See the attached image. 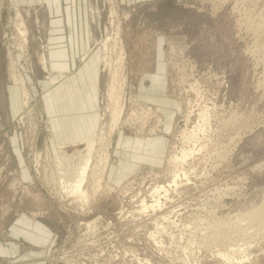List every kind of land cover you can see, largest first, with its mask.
Returning a JSON list of instances; mask_svg holds the SVG:
<instances>
[{
  "label": "rangeland",
  "instance_id": "374dc122",
  "mask_svg": "<svg viewBox=\"0 0 264 264\" xmlns=\"http://www.w3.org/2000/svg\"><path fill=\"white\" fill-rule=\"evenodd\" d=\"M70 1L79 0H0V264H264V0H83L89 45L75 63L94 59L96 99L89 135L74 144L57 134L55 91L67 73L49 56ZM85 139L96 140L95 164L104 149L109 160L81 203L58 188V171L77 159L54 157L63 141L77 156ZM186 147L195 152L180 163L173 155ZM158 184L161 207L138 212Z\"/></svg>",
  "mask_w": 264,
  "mask_h": 264
},
{
  "label": "crops",
  "instance_id": "0c3cea01",
  "mask_svg": "<svg viewBox=\"0 0 264 264\" xmlns=\"http://www.w3.org/2000/svg\"><path fill=\"white\" fill-rule=\"evenodd\" d=\"M59 6L61 7V5ZM64 6L66 13L61 11V19L57 18L55 23L53 21L57 35L50 38L49 56L51 59L56 60V64L59 65L62 72L67 73L66 79L56 86L55 91L57 134L73 139L71 144H74L77 142L74 139L86 138L91 129L89 122L88 124L86 122L88 121V108H93L95 104V74L97 71L94 59L90 60V62H83L80 59L77 65L75 63L77 57L84 56L89 45V26L87 15L84 12L83 0L78 2L70 1ZM46 62H48L47 57ZM47 67L49 70L48 63ZM62 72L58 74L59 78L64 77ZM86 140L88 139L84 141ZM57 145L68 144L63 141ZM28 221L32 222L31 219L29 220L25 217L23 222L26 224ZM30 224L37 228L40 233L43 231L46 233L43 236L39 235L38 239H41V237L46 239L48 232L41 222ZM16 262V264H45L40 257L18 258Z\"/></svg>",
  "mask_w": 264,
  "mask_h": 264
},
{
  "label": "bare ground",
  "instance_id": "6f19581e",
  "mask_svg": "<svg viewBox=\"0 0 264 264\" xmlns=\"http://www.w3.org/2000/svg\"><path fill=\"white\" fill-rule=\"evenodd\" d=\"M16 13V12H15ZM18 16H19V14L18 13H16ZM18 20V19H17ZM15 23V22H14ZM17 23V22H16ZM15 23V24H16ZM21 25H23L22 24V22H20L19 20H18V25H17V28L19 29V32H20V34H21V36L22 35H25L26 34V30H25V28L23 27V26H21ZM19 26V27H18ZM17 29V30H18ZM115 31V30H114ZM115 33L117 34V33H119V32H117V31H115ZM109 37V36H108ZM108 37H106V38H108ZM116 39V38H115ZM22 40V39H21ZM24 40V39H23ZM117 40V39H116ZM25 42V41H24ZM18 44V43H17ZM17 44H16V46H17ZM20 44H21V42H20ZM23 44V43H22ZM106 39L103 41V47H105L106 46ZM19 45V44H18ZM24 45V44H23ZM20 46V45H19ZM107 47V46H106ZM24 48V47H23ZM10 50V49H9ZM8 50V51H9ZM12 50V49H11ZM24 50V49H23ZM26 51V50H25ZM251 51H253V50H251ZM113 53V52H112ZM41 55H40V58H41V64H42V67L44 68V69H47L48 70V67H47V62H46V55L43 53V52H41L40 53ZM122 55V54H121ZM9 69H10V75H11V77H12V79L14 80V82H16V83H19L20 85H21V90H22V93H23V100H22V102H23V104L25 105V106H27L28 105V98H27V94H28V92H27V90H26V88H25V86H24V78H23V76L21 75V73H19L18 72V69L19 68H17V62H16V59H15V57H14V55L12 54V52L10 51L9 52ZM112 57V56H111ZM121 58V56H119V60H121L120 59ZM107 61V60H106ZM122 61V60H121ZM107 63V62H106ZM121 63V62H120ZM117 67V66H116ZM115 68V67H114ZM20 70V69H19ZM116 71V70H115ZM48 72V71H47ZM115 73V72H114ZM114 73H112L113 75H115ZM117 74V73H116ZM121 74V73H120ZM116 77V76H115ZM112 78H114V77H112ZM109 84H111V83H109ZM192 85V84H191ZM117 86H118V84H117ZM110 87V86H109ZM114 86H113V84H112V88H113ZM193 88V87H192ZM195 89V88H194ZM111 91H113V90H111ZM110 91V92H111ZM110 94V93H109ZM29 95V94H28ZM112 95V94H111ZM110 95V96H111ZM118 96V95H117ZM116 96V97H117ZM121 96V95H120ZM119 97V96H118ZM120 99V98H119ZM117 100V99H116ZM122 100V99H121ZM31 101V100H30ZM115 101V100H114ZM113 100L111 101V102H114ZM116 104L118 103L117 101L115 102ZM123 105V104H122ZM122 105L120 104V103H118L117 105H113V109L111 110V112H110V119H109V121H108V123H107V128H106V131H105V133H104V130H102V133L103 134H105L104 135V137L105 138H108L109 136H110V134L112 133V130L115 128V126L116 125H118V123H119V120H121V118H120V116H121V112H122ZM204 106V105H203ZM124 107V106H123ZM208 108V107H207ZM190 110V109H189ZM200 110V109H199ZM204 110H205V108H204ZM201 111V110H200ZM206 111V110H205ZM201 113H204V112H201ZM148 114V113H147ZM209 115V114H208ZM202 119L203 118H205V117H203V114H200L199 115ZM198 116V117H199ZM205 116V115H204ZM22 119V118H21ZM197 121V120H196ZM203 122H207V120H202ZM198 122V121H197ZM199 125V124H198ZM204 126H205V124H203ZM208 125H209V123H208ZM196 126V125H195ZM199 126H202V125H199ZM210 126V125H209ZM193 127V126H192ZM197 127V126H196ZM199 128V127H198ZM203 128V127H202ZM210 128V127H209ZM196 130V129H195ZM201 130V129H200ZM203 130V129H202ZM201 130V131H202ZM192 131V130H191ZM193 133V132H192ZM101 134V133H100ZM194 134H195V132H194ZM112 135V134H111ZM193 135V134H192ZM187 136V135H186ZM203 136V135H202ZM102 137V136H101ZM188 137V136H187ZM191 137V136H190ZM200 137V136H199ZM233 137V136H232ZM201 138V137H200ZM231 138V137H230ZM198 139V138H197ZM99 140V139H98ZM108 140H109V138H108ZM105 141V140H104ZM194 141V140H193ZM192 141V142H193ZM106 142V141H105ZM95 143H96V140L95 139H89V140H86L85 141V146L83 147V151H80L79 150V152H77L78 153V155L77 156H75V157H73V155L71 154V158L66 154V152L64 151V148L62 149V145L60 146L59 145V147H58V149H59V153L54 157L55 158V161H58L59 163H70L71 162V160L73 159V158H75V159H77V162L74 164V165H72L71 167H68L69 168V170L67 169V167H66V169L64 170L65 172H61V171H58V181H60L59 183H58V188H59V192H61L62 194H61V196L63 197V196H74V199H77L78 201H81V203L82 202H87V201H89L88 199H89V192L87 191V188L85 187V185H84V183L87 181V180H89V181H91L92 182V192L94 193V192H96V190L100 187V181H101V176L103 175L102 173H103V171L105 170V168H106V165H107V160H109L108 159V151L106 150V149H104L102 152H101V154L99 155V158H98V160H99V162H98V165L97 164H95V162H93V158H92V154H93V151L95 150V147H94V145H95ZM109 143V142H108ZM205 143V142H204ZM102 144H103V142H102ZM193 144H195V143H193ZM203 145V144H202ZM66 146V145H65ZM194 146V145H193ZM201 146V145H200ZM206 146V145H205ZM105 147H107V146H105ZM197 147H199V146H197ZM200 149V148H199ZM197 150V149H196ZM194 152H195V149L193 148V147H186V149H181L180 150V153H179V155H177V154H174L173 156H174V159L175 160H178V161H180V163L181 162H184L187 158H189V157H192V155L194 154ZM199 152V151H198ZM220 155V154H219ZM172 159V158H171ZM174 159H173V161H174ZM176 163H177V161H176ZM190 163V162H189ZM93 164V165H92ZM178 164V163H177ZM182 167V166H181ZM59 168H61V167H59ZM93 168H96V169H98V171H96L95 173H93ZM176 168V167H175ZM177 169V168H176ZM178 169H180V168H178ZM203 169V168H202ZM179 171V170H178ZM90 172H92V174L90 173ZM180 172L186 177V179H187V176H186V172L184 171V170H180ZM171 174H173V175H171L172 176V178H171V183H169L168 185H176V178L179 176V172H174V173H172L171 172ZM188 174V173H187ZM181 176V175H180ZM183 176V177H184ZM197 176V175H196ZM89 177V178H88ZM189 177V176H188ZM103 178V177H102ZM188 180V179H187ZM88 182V181H87ZM106 183V182H105ZM178 183H180V181L178 182ZM177 183V184H178ZM107 185V184H106ZM158 185H160L159 187H157V188H155L156 186H154L153 188H155V189H153V192L152 193H154V195H152L153 196V201H151L150 203L148 202V203H146L145 202V200H144V198L143 199H141L140 200V207H139V210H138V212H146V209H154V208H157V207H161L160 206V204H161V202H160V191L159 190H163V192H166L167 193V188H165L163 185H161V184H158ZM179 186V185H178ZM108 187H109V185H108ZM110 188H112L111 186H110ZM172 188V187H171ZM171 188H170V190H171ZM108 190V189H107ZM150 192V191H149ZM162 192V193H163ZM183 192V191H182ZM162 193H161V196H162ZM149 194V193H148ZM164 195H165V193H163ZM93 195V194H92ZM173 195V194H172ZM165 197V196H164ZM167 197H169V196H167ZM142 198V197H141ZM71 200V199H70ZM162 200V199H161ZM77 201V202H78ZM119 213L121 214L122 213V209L119 211ZM27 218V217H26ZM27 219H29V218H27ZM229 219V218H228ZM231 220V219H230ZM233 220V219H232ZM227 222V221H226ZM88 223V225H90L91 223H89V222H87ZM156 226V225H155ZM88 227V226H87ZM157 227V226H156ZM90 228H92V227H90ZM158 228V227H157ZM160 229L162 228V227H159ZM158 228V229H159ZM168 231V230H167ZM153 237H154V235H153ZM225 258V257H224ZM230 259V258H229ZM228 261V260H227ZM237 261V260H236ZM240 262V261H239Z\"/></svg>",
  "mask_w": 264,
  "mask_h": 264
}]
</instances>
